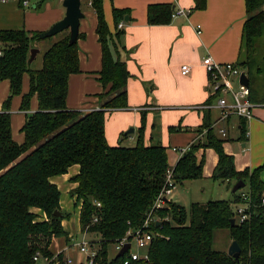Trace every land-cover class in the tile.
<instances>
[{"label":"trees","instance_id":"1","mask_svg":"<svg viewBox=\"0 0 264 264\" xmlns=\"http://www.w3.org/2000/svg\"><path fill=\"white\" fill-rule=\"evenodd\" d=\"M246 20L243 24L240 66L249 81L250 99L264 106V54L259 56L257 42L264 36V0H244ZM44 0L36 6L42 4ZM97 19L96 34L101 51V68L97 81L100 107L88 113L66 107L69 76L80 72L77 42L69 44L67 33L42 55L40 69L30 67L29 52L40 41L39 33L25 30L0 31L3 43L0 56V81L9 84V95L0 110V264H36L38 252L51 258L55 239L69 243L62 221L69 214L60 207L61 193L52 178L78 172L69 179L75 186L69 191L73 206L79 205L81 233L95 235L98 248L94 264H124L120 258L108 256V246L140 230L150 232L147 260L128 264H264V182L260 178L264 164L250 171L235 170L233 156L225 154L222 145L228 139L208 128L203 140L191 145L172 168L173 181L181 185L202 177L203 156L199 149L211 148L218 157L212 179L231 183L243 181L250 194L254 213L250 220L230 224L232 205L239 201L238 192L231 200L192 203L188 210L170 201L154 214L155 221L146 229L142 225L151 206L165 185L170 169L167 149L159 142L144 144L142 125L132 147L109 146L104 132L105 113L126 109V84L129 73L119 58L124 51L123 30L117 25L128 15L127 10L113 9L114 32L105 22L102 0H89ZM206 0H193L189 11L203 10ZM174 8L168 4L147 7V23L151 26L171 22ZM63 33V32H62ZM61 34V33H60ZM79 37V35H78ZM28 77V90L22 94L23 77ZM20 96L19 110L25 112L21 128L24 141L16 143L11 136V101ZM35 97L36 110H30ZM241 121V137L244 136ZM170 131L176 128H170ZM200 130V131H201ZM122 137H126L122 134ZM60 214L56 217L54 212ZM227 230L232 242L240 248L235 260L227 253L212 248L214 232ZM57 263L64 264L58 256ZM84 264V263H81Z\"/></svg>","mask_w":264,"mask_h":264},{"label":"crops","instance_id":"2","mask_svg":"<svg viewBox=\"0 0 264 264\" xmlns=\"http://www.w3.org/2000/svg\"><path fill=\"white\" fill-rule=\"evenodd\" d=\"M61 1L44 0L39 6L28 9L20 7L15 1L0 2V31L23 29L27 32H45L64 17L65 9ZM152 4H168L175 11L183 10L187 14L172 16L167 25L151 26L147 23L146 10ZM102 5L105 22L111 33L115 29L113 9L127 10L129 18L127 22L123 21L121 29L124 32L121 37L124 51L118 54L129 73L126 84L128 107L105 113L106 141L112 147L123 144L128 139H134L135 143L137 130L144 117V144L149 146L159 142L166 147L168 165L173 168L181 156L172 149L184 148L203 140L204 137L199 136L201 128L214 124L219 117V110L206 108L209 103L208 76L201 63L206 57L220 64L240 61L242 28L246 20L245 1L206 0L203 10L190 13L193 0H102ZM80 9L83 14L77 39L80 72L69 76L66 107L84 114L97 110L101 104L97 98L102 90L97 81V73L101 68V51L96 34L97 19L89 0H80ZM67 33L68 31H64L50 40H42L36 44V56L41 54L40 63L44 52ZM182 66L189 68L185 75L181 74ZM40 68L41 65L34 67ZM24 79L25 77L23 93L28 90V80L24 89ZM255 106L253 118L244 124V136L241 137V121L235 117L225 124L217 125L224 126L227 130L228 141L223 143L222 148L225 154L233 156L234 167L238 172L245 169L252 171L264 164V106ZM36 107L34 97L29 112H34ZM17 111L15 114H23L17 126L20 134L17 137L13 135L11 122V136L16 143L22 144L24 136L20 130L24 124L25 112L19 109ZM171 127L176 130L170 131ZM130 129L134 130L133 133L123 138L122 134ZM202 156L204 165L200 179H211L213 183H217L218 188H224L227 193L232 194L231 183L212 179L218 161L215 151L211 148L199 149L196 157L200 159ZM77 172L78 167L73 166L67 174L52 178V183L60 191V182L66 181L65 191L69 195V191L75 186L69 183V179ZM260 178L264 182V170L261 171ZM178 186L171 191L166 201L172 202L170 196ZM71 201L73 204V199ZM62 203L61 197L60 207L64 211ZM76 214L78 220L79 205ZM62 226L71 239L72 234L66 228V220L62 221ZM56 251L58 249H51L52 253Z\"/></svg>","mask_w":264,"mask_h":264},{"label":"built area","instance_id":"3","mask_svg":"<svg viewBox=\"0 0 264 264\" xmlns=\"http://www.w3.org/2000/svg\"><path fill=\"white\" fill-rule=\"evenodd\" d=\"M9 1H15L20 7L27 9L31 6H35L40 3L42 0H0L1 3H6ZM187 13L183 10H177L173 13L172 16L186 15ZM123 21L117 25V29L121 30L123 28ZM3 43L0 40V56L2 55ZM202 66L205 68L208 76V99L209 103L206 106L207 109H217L219 110V117L210 125V129H215L217 134L223 138H227V130L224 126L218 127V124H225L227 121L235 117L240 121L247 123L253 118V110L256 107L255 104L250 99V89L248 86L242 85L239 81L240 76L245 74L243 69L238 66L237 63H216L211 60L210 57H206L202 60ZM189 72L188 66L181 67V74L185 75ZM208 128L203 129L199 136L205 137ZM247 135V132L245 133ZM191 145L184 148H173V151L179 153L182 156L184 153L188 152ZM172 168L168 169L165 176V185L159 195L155 198L149 213L146 216V219L142 225V228L146 229L150 226L151 223L155 221L154 214L157 210L165 206L166 198L171 194V191L176 187V184L173 181ZM238 192L239 201L232 208L233 219L235 223L241 224L250 220L252 214L254 213L253 204L251 202L250 194L248 190L240 189ZM264 204V199L262 200ZM128 236V234H127ZM127 236L122 239L117 240L113 246L117 252L123 247L124 244L129 243L134 240L138 247H145L151 241L150 232H141L140 230L135 231L131 239H128ZM77 246L79 253L83 255L84 260L81 263L84 264H94L95 258L98 254V248L96 244H92L91 241H81L79 243H68L66 247L62 250L57 251L53 254L51 258H42L41 255L37 252L33 257L34 261L42 259L45 264L54 262L57 263L58 256L62 254L64 258V264H73L70 258L65 257L64 253L69 249V247ZM131 248V244H130ZM130 248L127 251V256L125 258L124 264H128L131 261H137L146 259L147 255H140L138 253L130 252ZM78 263V264H81Z\"/></svg>","mask_w":264,"mask_h":264},{"label":"rangeland","instance_id":"4","mask_svg":"<svg viewBox=\"0 0 264 264\" xmlns=\"http://www.w3.org/2000/svg\"><path fill=\"white\" fill-rule=\"evenodd\" d=\"M52 1V0H49ZM58 1V0H57ZM61 1V0H60ZM62 2V1H61ZM30 8V7H29ZM28 9V8H27ZM264 9V6L262 7ZM52 38V37H51ZM45 40H50V38H47ZM42 41V40H40ZM38 41V42H40ZM36 42L34 45V48L36 47ZM258 46V52L259 56L264 54V36L258 40L256 43ZM35 60L30 63V67L34 68L35 66L40 67L41 63V54L39 56H35ZM24 89L26 88V82L28 78L26 75L24 76ZM7 81H0V110L2 109V104L6 100L7 96L9 95V84H7ZM23 84V83H22ZM23 86V85H22ZM27 92V91H26ZM25 92V93H26ZM23 94V90H22ZM20 96H16L12 99L11 101V122H12V132L15 137H17L20 133L17 132V126L20 124L21 119L23 114H15L16 111L19 109L20 105ZM34 102V97L30 101V108L33 105ZM15 111V112H12ZM18 112V111H17ZM128 131V130H127ZM125 133V132H124ZM157 133V132H156ZM138 135V134H137ZM132 137V135H130ZM137 139V138H136ZM134 140V139H133ZM133 140H127L124 141L123 144H121L124 147H132L135 145ZM136 142V141H135ZM173 147V146H171ZM67 185L66 181L60 182V192H61V197H62V204L64 205V211L65 213L69 214V217L66 220V228L68 231L72 234L71 237V243H79L81 241H91L95 242L97 240V237L95 235H89L86 233H81L78 227V220H77V206L74 207L72 204V201L69 197V195L65 191V187ZM184 186V187H183ZM245 191L247 190V187L243 188ZM174 193L172 196H170V200L172 203L183 207L184 209L188 210L190 205L195 202L199 203H206L208 201H213V200H231L232 196L230 193H227L224 188H218L217 183H213L211 179H199V180H192L189 183H183L179 185L176 190L173 191ZM234 205H232V208ZM75 209V210H74ZM69 219V220H68ZM95 240V241H93ZM97 244V243H95ZM131 248L130 252L132 253H138L141 256L146 253V248L145 247H138L135 243L134 240L130 242ZM232 244L231 237L229 235V232L227 230H216L214 232V237H213V243H212V248L216 251L227 253L229 251V248ZM68 245V244H67ZM59 247V248H58ZM64 247H66L65 241L63 239H55L53 240L51 244V249H58L62 250ZM57 252V251H56ZM116 254V250L113 246V244H110L108 246V256L113 257ZM65 257L70 258L72 260V263H78L79 260H83L84 257L79 253L78 247L77 246H72L69 247L67 251L64 253ZM36 264H45L42 259H39Z\"/></svg>","mask_w":264,"mask_h":264},{"label":"water","instance_id":"5","mask_svg":"<svg viewBox=\"0 0 264 264\" xmlns=\"http://www.w3.org/2000/svg\"><path fill=\"white\" fill-rule=\"evenodd\" d=\"M62 6L65 9L64 17L58 22H56L55 24H53L51 28H49L47 31L39 33L38 38L40 40H45L47 38L54 37L64 31H68V34H69L68 43L74 44L77 42L80 20L83 18V14L80 9V0H62ZM128 20L129 18L126 16L124 18V22H127ZM37 53H38V50L36 48L30 50L29 63H31L34 60ZM239 81L242 85H245V86L249 85V81L245 74H242L240 76ZM133 131H134L133 129H130L127 132H125L124 135L125 136L129 135L133 133ZM244 187H245V183L243 181H238L233 185L231 189V193H236L237 191H239L240 189H243ZM54 215L56 217H60V214H58L57 211L54 212ZM230 224L231 225L235 224L234 219H231ZM129 248H130L129 243L124 244L123 247L117 252L115 258L122 257L125 253H127ZM239 252H240V248L237 245V243L232 242L229 248V251H228V255L233 257L236 260L239 256Z\"/></svg>","mask_w":264,"mask_h":264}]
</instances>
